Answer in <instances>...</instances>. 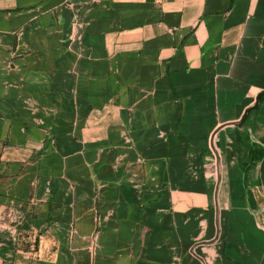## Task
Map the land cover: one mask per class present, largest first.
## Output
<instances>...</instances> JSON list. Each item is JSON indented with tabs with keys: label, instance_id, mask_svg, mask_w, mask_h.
<instances>
[{
	"label": "crops",
	"instance_id": "1",
	"mask_svg": "<svg viewBox=\"0 0 264 264\" xmlns=\"http://www.w3.org/2000/svg\"><path fill=\"white\" fill-rule=\"evenodd\" d=\"M260 90L264 0H0V264H264Z\"/></svg>",
	"mask_w": 264,
	"mask_h": 264
},
{
	"label": "rangeland",
	"instance_id": "2",
	"mask_svg": "<svg viewBox=\"0 0 264 264\" xmlns=\"http://www.w3.org/2000/svg\"><path fill=\"white\" fill-rule=\"evenodd\" d=\"M257 106V105H256ZM252 108H255V106L254 107H252ZM251 108V110H253ZM249 111V110H248ZM250 114V113H249ZM235 129V128H234ZM236 130V129H235ZM234 130V131H235ZM237 131V130H236ZM238 137H239V139H235L236 141H235V144H238V145H240V144H242V146H244V144H245V138H244V136H243V133H241V132H238ZM217 141V138L215 139V142ZM221 151V154H222V158H221V168H222V171H223V173H227L226 175L229 177H231L232 176V168H231V166H233V164L227 159V160H225V155H224V152H223V150H220ZM233 161H234V164H235V166L236 167H238V166H243L244 165V167H245V169L247 168V170L248 171H250V169L255 165L254 163L255 162H253L252 161V159H250L249 160V158H247V160L245 161L244 159H241V158H239V156L238 157H234L233 158ZM259 163V162H258ZM238 165V166H237ZM244 169V168H243ZM257 169H258V171H259V164H258V167H257ZM263 170H264V164H263V169H262V175H260V172H259V175H258V179L259 180H261V177H263L264 178V172H263ZM245 171V170H244ZM223 182V181H222ZM228 183V182H227ZM224 184H222V186H223ZM225 186V185H224ZM230 186V185H229ZM220 208L218 209L219 210V213H220V216L219 215H217L216 217H217V219H220V220H222V218H232L231 217V214H230V210L228 209V208H226V210H225V208H222L221 207V205L219 206Z\"/></svg>",
	"mask_w": 264,
	"mask_h": 264
},
{
	"label": "water",
	"instance_id": "3",
	"mask_svg": "<svg viewBox=\"0 0 264 264\" xmlns=\"http://www.w3.org/2000/svg\"><path fill=\"white\" fill-rule=\"evenodd\" d=\"M264 94V90H260L258 92H256V94L254 95L253 101L248 104L247 106H245L241 112V114L239 115V117L233 121V123L237 126H240L241 122L244 120L246 113L248 112V110H250L252 107L256 106L259 100L260 95ZM217 128H215L212 132H211V137L213 135V133L215 132ZM215 154L217 155L216 151ZM217 164V163H216Z\"/></svg>",
	"mask_w": 264,
	"mask_h": 264
},
{
	"label": "trees",
	"instance_id": "4",
	"mask_svg": "<svg viewBox=\"0 0 264 264\" xmlns=\"http://www.w3.org/2000/svg\"><path fill=\"white\" fill-rule=\"evenodd\" d=\"M262 95H260V97H261ZM259 97V98H260ZM239 136V135H238ZM236 137L237 139H239V137ZM248 151H249V159H252L253 161L255 160V159H258L259 161H260V163H259V172H260V175H262V169H263V164H264V147H262V148H259V146L258 147H249L248 148ZM263 172H264V170H263Z\"/></svg>",
	"mask_w": 264,
	"mask_h": 264
}]
</instances>
